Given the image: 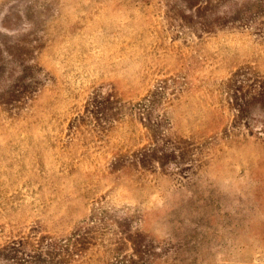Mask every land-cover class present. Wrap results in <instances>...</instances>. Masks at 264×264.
Returning <instances> with one entry per match:
<instances>
[{
  "label": "rangeland",
  "instance_id": "obj_1",
  "mask_svg": "<svg viewBox=\"0 0 264 264\" xmlns=\"http://www.w3.org/2000/svg\"><path fill=\"white\" fill-rule=\"evenodd\" d=\"M0 264H264V0H0Z\"/></svg>",
  "mask_w": 264,
  "mask_h": 264
}]
</instances>
